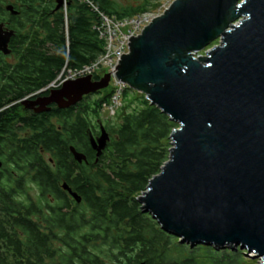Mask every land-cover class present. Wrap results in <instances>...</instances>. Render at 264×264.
Segmentation results:
<instances>
[{
    "label": "trees",
    "instance_id": "obj_1",
    "mask_svg": "<svg viewBox=\"0 0 264 264\" xmlns=\"http://www.w3.org/2000/svg\"><path fill=\"white\" fill-rule=\"evenodd\" d=\"M38 1L17 0L11 53L0 52V264L42 261L37 253L48 251L45 244L7 238L33 235L32 216L44 220L51 196L59 204L72 203L62 182L82 198L80 204L74 201L80 206V264H249L247 250L183 243L141 210L137 198L169 159L170 136L178 127L144 94L124 89L118 122L103 124L110 140L100 157L90 133L101 134L102 111L114 88L85 96L78 109L53 106L50 112L36 113L22 104L47 88L66 65L82 68L99 57L104 51L97 28L102 13L122 19L154 11L161 0L136 5L67 0V18L62 8L55 24L46 25L35 40L29 20ZM6 3L0 0L5 16L10 15ZM71 146L83 152L87 162H77ZM30 186L38 190L35 196Z\"/></svg>",
    "mask_w": 264,
    "mask_h": 264
},
{
    "label": "water",
    "instance_id": "obj_2",
    "mask_svg": "<svg viewBox=\"0 0 264 264\" xmlns=\"http://www.w3.org/2000/svg\"><path fill=\"white\" fill-rule=\"evenodd\" d=\"M13 35L0 24L5 55ZM116 78L178 124L169 159L137 198L141 210L183 243L241 248L264 264V0H174L131 38ZM111 80L81 77L22 104L69 108ZM109 140L105 127L90 133L97 157Z\"/></svg>",
    "mask_w": 264,
    "mask_h": 264
},
{
    "label": "flooded vegetation",
    "instance_id": "obj_3",
    "mask_svg": "<svg viewBox=\"0 0 264 264\" xmlns=\"http://www.w3.org/2000/svg\"><path fill=\"white\" fill-rule=\"evenodd\" d=\"M16 3L17 1L15 0H7L6 7L12 4L16 9ZM65 4L66 0H40L34 4L35 11L32 13V16L29 20V28L33 39L36 40L40 36V33L45 32L44 28L46 25L55 24L56 16L61 12V9L64 8ZM2 7L5 8V4H0V24H3L6 30L14 31V35L10 40L11 43L17 34L16 22L13 17L18 16V12L17 14H13L7 10L8 13L12 15V17L10 15L5 16L2 11ZM66 69H69L67 65L63 70ZM48 90L51 89H48V87L44 88L34 95L29 96V98L36 99L37 95H43ZM79 104L80 102L65 109H78L80 106ZM53 106L57 105H51V110ZM28 110L34 111L32 109ZM99 126L101 129L104 127L103 123L100 122ZM99 136L100 135H96L95 137L97 138ZM65 183H61V188L67 193L68 199L72 201L71 204H59L58 199L54 196H51V202L44 206L45 215L42 214L44 220L40 219L36 214L32 216L33 235H30L29 237L26 235H19L17 237L7 238V240L12 242L31 241L32 244L38 245V247H40L39 244L46 245L48 250L47 252L40 251L37 253L42 256V261L38 262V259L34 258L32 264H80V206H78L80 203L77 202V200L68 190L64 189L63 186ZM71 189L73 192H76L79 195V193L72 187ZM74 201H76L78 204H75ZM37 232L41 233L42 237L37 236Z\"/></svg>",
    "mask_w": 264,
    "mask_h": 264
},
{
    "label": "built area",
    "instance_id": "obj_4",
    "mask_svg": "<svg viewBox=\"0 0 264 264\" xmlns=\"http://www.w3.org/2000/svg\"><path fill=\"white\" fill-rule=\"evenodd\" d=\"M89 1L90 0H86ZM64 13L67 18V4L64 6ZM102 21L99 24V37L104 41V51L91 64L82 68L66 69L54 80L48 89L58 88L65 82L75 80L86 75L94 76L109 72L112 75L115 92L112 95L111 102L105 104L104 109H110L112 114L122 105V94L127 85L121 83L116 78L118 64L123 55L129 51V43L133 36H138L143 29L153 20L148 12L140 13L134 16L124 17L122 19L109 17L101 14Z\"/></svg>",
    "mask_w": 264,
    "mask_h": 264
},
{
    "label": "rangeland",
    "instance_id": "obj_5",
    "mask_svg": "<svg viewBox=\"0 0 264 264\" xmlns=\"http://www.w3.org/2000/svg\"><path fill=\"white\" fill-rule=\"evenodd\" d=\"M17 1V0H15ZM67 1V0H66ZM122 4L124 5H136L138 3L141 2V0H119ZM174 0H161L160 3L158 4L156 10L154 11H150L148 12L151 16H158L160 14H162L170 5L171 3L173 2ZM137 15V14H136ZM115 18V17H114ZM200 55H205V51H202L200 52ZM109 73V72H107ZM105 73V74H107ZM104 75H102L103 77ZM62 86V85H61ZM115 88V86L113 85V81L111 80V83H110V86L109 88ZM120 109V108H119ZM119 109L116 111L115 114H112V112L110 111V109H104L102 111V116H103V124H114V122H118V117H117V112L119 111ZM30 189H31V193L35 196L36 193L38 192V190L32 186H30ZM247 259L249 260V264H261V260L257 258H253L251 257V254L250 256L246 255ZM111 264L114 262V261H110L108 260ZM115 264H120L119 261H117Z\"/></svg>",
    "mask_w": 264,
    "mask_h": 264
},
{
    "label": "bare ground",
    "instance_id": "obj_6",
    "mask_svg": "<svg viewBox=\"0 0 264 264\" xmlns=\"http://www.w3.org/2000/svg\"><path fill=\"white\" fill-rule=\"evenodd\" d=\"M86 76H89V75H86ZM81 78V77H80ZM95 79V78H94ZM76 80V79H75ZM71 81V80H70Z\"/></svg>",
    "mask_w": 264,
    "mask_h": 264
}]
</instances>
